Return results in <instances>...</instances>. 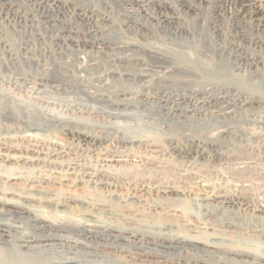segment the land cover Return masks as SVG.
<instances>
[{
	"label": "bare ground",
	"instance_id": "1",
	"mask_svg": "<svg viewBox=\"0 0 264 264\" xmlns=\"http://www.w3.org/2000/svg\"><path fill=\"white\" fill-rule=\"evenodd\" d=\"M7 36H17L18 45L7 46ZM249 76L260 83H251ZM7 78L80 97L84 104L72 102L90 105L88 117L101 125L77 117L61 122L0 95V124L31 134L10 143L0 131V168H5L0 169V264H264L262 219L211 217L214 232L206 237L222 234L218 229L225 227L248 238L242 242L241 236L234 240L237 245L227 247L183 233L169 218L178 217V210L168 205L158 206L167 210L159 223L52 218L35 209L36 204L66 212L79 198L67 194L55 200L51 188L91 179L94 173L78 175L76 161L79 165L63 162V174L56 163L24 178L20 169L14 171L19 167L9 166L24 161L33 168L45 150L53 158L68 154L64 146L37 138L41 133L87 144L105 156V168L135 161L133 156L126 160L128 154L117 148L108 150L106 142L114 136L101 133L117 126L112 119L136 114L156 122L161 138L147 135V144L166 145L172 154L191 159L202 156L196 147L209 149L212 163L239 167L225 171L242 185L232 184L234 190H229V181L227 186L211 183L220 176L208 168L178 180L159 174L144 182L164 193L194 187L203 198L251 206L240 192L253 177L264 179V0H0V82ZM239 107L248 112L240 114ZM95 127L101 141L90 138L95 133L88 129ZM120 139L115 141L122 143ZM130 171L114 174L125 180L134 175ZM253 207L264 212V199Z\"/></svg>",
	"mask_w": 264,
	"mask_h": 264
},
{
	"label": "rangeland",
	"instance_id": "2",
	"mask_svg": "<svg viewBox=\"0 0 264 264\" xmlns=\"http://www.w3.org/2000/svg\"><path fill=\"white\" fill-rule=\"evenodd\" d=\"M7 38H8L7 41L6 39L4 40L5 43L6 42L9 43L7 46H9L10 44H11L10 46L18 45L19 40L17 36H7ZM238 72L240 73L241 71H237V73ZM239 75L248 76V74L244 71H242ZM250 79H251V83L257 85L260 83V79L256 76H251ZM10 80L11 83L9 81V78H7L5 81L0 82V95L1 94L2 96L6 95L7 97L10 96V98H12L18 105L21 106L25 105L24 107L28 108V110L33 109L31 111H40L42 112V114L48 117H52L53 119L59 120L61 122H66L71 119L74 120V118L77 117V119L80 122L81 121L89 122L94 125L95 124L98 125V122L96 120L94 121L88 117V111L92 109L90 105L87 107H85V105L78 106L76 105V103L79 102L78 100H75V103H73L74 102L73 99H79L81 101L80 103H83L82 98L77 96L76 97L66 96L64 94H61L57 90L50 89L51 90L50 91L49 88H45V87L43 88L41 86L38 87L33 84L21 83V81H16L13 79ZM262 105L264 106V100L262 101ZM263 106L262 108L264 110ZM248 109L249 108L247 107H239L238 111L240 114L244 115L246 112H248ZM112 121L116 122L117 126H115L114 129L105 128L102 130L101 133L103 134V132L106 131V133L109 132L112 134V136H114L113 140L106 142V144L108 145V147L106 146L107 149L109 150L112 148L111 150H114L117 148L120 152L122 151L123 154L125 155L128 154V158L127 156L125 157L126 160L129 159L130 156H133V158H135L134 159L135 161L131 159V162L130 161H126L123 163L114 162L112 168H107V167L105 168L101 166L102 163L101 160H103L102 158L105 156H103V154L99 155L98 151L93 150V148H91L87 144H84L83 142H79V140L70 138L69 136H65V135H61V136L56 134L48 135L44 133L45 134L44 136L42 133L41 134L39 133L41 136L38 134L40 137L38 136L37 138H39L40 140H43L44 138L46 141L52 140V142L64 146L65 147L64 149L66 151L69 150L68 154L66 155V153H64L63 154L64 156L62 155L63 158L60 157V155H58L59 157L58 156L56 157L58 159L57 160L56 158H53L55 156L51 157L50 155H48L49 156L48 157L47 155H45L46 152L45 150L44 155L43 153H41L40 155L42 159L39 158V160L36 162L37 163L36 166L34 165L33 168L31 167L30 164H27L24 161L20 163L19 162L15 163L14 161V163L11 162L9 164V166H11L12 168L19 167L14 171L18 172L20 169L19 172L20 173L22 172V176L24 178H30L32 177V175L34 176L37 172L44 171V168L45 171L46 170L48 171L52 169L54 164L56 165V163L58 167L57 170L61 171L68 162L75 163L76 161L80 162L79 163L80 165L78 164V162H76V164H78L80 168V169L78 168L77 170V172H79L78 175L83 171L94 173V176L91 177V179L95 177L93 180H91L90 177H85L83 178V180L77 183L75 182V184L73 183L74 185L69 183L68 186L56 185V187L51 188L52 192L55 193V195H53L52 197L55 200L57 198H58L57 200H60L61 196L67 194L74 195L75 198H79L77 199L78 201L70 202L68 208L66 207V212L57 213L54 211L55 213H57V215H55L52 209L47 207L46 208L39 207L38 204H36L37 207L35 206L36 207L35 209L41 211V213L50 215V217L52 218L68 217L75 220H83L89 218V219H96V220L98 219L99 221L102 220L107 222L118 221L119 223H122L124 225H129L130 222H135V221H136L135 223L138 222L139 224L140 223L146 224L150 222H157V223L162 222L166 216L165 212L167 210L163 211L161 207L158 208V206L168 205L170 206V209L178 210V214H179L178 217H169V218H171V221L175 220L174 223L178 224V226L181 228L183 233H187V234L191 233L193 235H199L204 239L213 242H219L220 244L225 245L227 247H234L235 245H237L236 244L237 242H235L234 240H237L239 237L244 235L235 232L233 229H226L224 227L223 229H218L220 231H224L222 234L218 232L216 234L210 235L209 237H206L205 234L206 232L208 233L214 232V229L211 228V226L208 224L209 219L211 217L226 219V220L231 219L233 217L237 220L246 221V222L251 221L253 217L264 220V212L260 210H254L253 207V205H255L257 201L259 202L260 200L264 199V179L262 178L257 179L256 177H253L254 180L251 179L252 180L250 181L251 183L250 182L245 183L246 185L245 189L247 190L245 191L243 190L240 192L243 198L247 200V202H249V205L251 206L242 205L238 203L230 205L222 201V199H211V198L208 199L207 197L203 198L202 197L204 196L203 192H198L194 187H188L187 189L183 188L180 189L179 192L174 191V192L164 193L157 191L156 184L148 183V181L144 182V180H148L147 177L149 176L152 177V175L154 177L161 174L169 179L178 180L180 176L181 178H183L185 174L186 175L193 174L199 172L200 169L206 170V168H208L212 172L214 171V173L217 172L218 176H220L219 179L211 178L214 180V182L212 181L211 183L215 184L216 182L217 184L218 183L226 184L225 182L229 181L230 182V183L228 182V185L230 184V187H228V189L230 188L229 190H234L232 184L237 185L239 188L241 187L242 183L235 182L233 178L229 177L226 171L230 169L231 167L230 164L226 163L225 161H219V160L216 163H212L214 153L209 149L196 147L197 149H201L202 156L199 158L197 157L191 159V158H187L183 154H179V153L172 154V152L169 151V148L166 145H158L160 143L155 144L154 142H150V145L147 144V142L151 140L150 138L152 136L153 138L154 136H156L155 137L156 140H159V138H161V136H159L160 135L159 133L156 134V129H155L156 122L151 120L150 118H146V117L140 118L137 117L136 114H133L132 119L114 118L112 119ZM11 127L12 126L10 124H7L5 122L0 124V131L3 132L4 135L2 137L6 138L7 142L20 143L19 140H22L21 138L23 137L27 138L29 137V135H31L18 128H14V127L11 128ZM4 131L7 132L5 133ZM83 131H87V130H83ZM88 131H90V134H93V132L95 133V136L94 137L89 136L90 138L92 139L94 138L95 141L102 140L101 135L100 134L97 135V132L99 133V128L97 129L95 127L92 129H88ZM5 134L8 136L5 137L6 136ZM9 135L11 136L10 137L11 140L7 139ZM25 135L27 136L25 137ZM147 135L150 138L147 137ZM49 137H51L52 139L49 140ZM115 139L116 140L120 139L122 143H117ZM25 140L26 139H24L23 143L21 141V144L25 145L26 143ZM152 143L155 145H153ZM97 155H99L100 157ZM71 157H73V159H69ZM50 158L52 159L50 160ZM122 159L124 158L122 157ZM53 160L57 162L52 163ZM58 162H61L62 164H59ZM63 162L65 163V165ZM43 163H45V165ZM81 163L85 165V167L82 166ZM150 163H152L153 165H151ZM172 165L174 166V168ZM175 166H177V168H175ZM232 166L233 167H231V169L239 168L238 166L235 165ZM41 167L44 168L42 169ZM0 169L5 170L4 167H1ZM107 169L109 172L106 171ZM115 169L118 172H116ZM126 169L128 171L130 170L134 171V173H132L134 175L131 176L129 179H125L126 181L122 177L118 176V174L116 175L114 174V173H121L123 172V170L125 171ZM225 169L227 170L225 171ZM255 169L257 168H254L253 170ZM172 170L174 171V173ZM185 170H187V172ZM65 171L66 170L64 169L61 171V173L63 174V172L65 173ZM70 171H74V170H70ZM31 173L33 174L31 175ZM131 179H135V180H131ZM140 179L142 180L140 181ZM128 180L132 182L129 183L127 182ZM142 183H143V187L140 186L142 185ZM148 184L150 186H153V188L149 189L150 187ZM20 185H22L23 188L28 187V183L27 184L22 183ZM20 185H18V187H22ZM145 186L147 189L145 188ZM223 186H227V184ZM54 196L56 198H54ZM155 205L157 206L155 207ZM186 215L191 216V218H193L194 220L196 219V222L190 220L187 221L188 219ZM127 221H130L128 222L129 224L127 223ZM246 238L247 236L245 235L243 238L239 240L245 242L247 241Z\"/></svg>",
	"mask_w": 264,
	"mask_h": 264
}]
</instances>
